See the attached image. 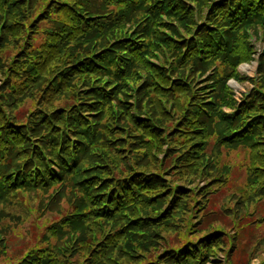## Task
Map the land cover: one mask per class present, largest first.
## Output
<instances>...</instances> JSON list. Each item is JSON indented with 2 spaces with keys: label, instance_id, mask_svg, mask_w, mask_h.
<instances>
[{
  "label": "rangeland",
  "instance_id": "obj_1",
  "mask_svg": "<svg viewBox=\"0 0 264 264\" xmlns=\"http://www.w3.org/2000/svg\"><path fill=\"white\" fill-rule=\"evenodd\" d=\"M181 1L193 11L192 22L185 23L165 15L162 19L186 38L191 33L195 37L204 30L200 34L207 35L217 46L216 53L204 49L207 61L198 59V52L195 53L194 59L197 58L199 66L190 72V90L173 101L164 96V90H168L164 85L173 86L175 80L171 69L182 65L180 53L167 45L161 47L162 52L154 50L153 55L141 52L136 60V74L127 72L102 79V82L107 80L103 89L109 85L114 87L107 91L113 94L110 105L113 112L107 120L109 107H104L102 122L106 124L103 128L94 125L100 113L90 111L91 102L97 98L92 92L101 81L92 74L87 75L88 67L85 66L94 63L99 67L98 57L114 46H123L121 43L142 44L145 38L156 40V36H146L140 30L144 24H152L148 12L140 8L143 0H19L11 6V0H5L1 5L0 15L8 9L14 16L10 22H18L13 25L17 27L23 9L29 4L26 12L32 25L24 34L37 44H49L50 53H46L44 67L52 68L57 55L61 54L56 44L65 37L59 22H66L76 31V35L65 40L66 48L79 42L81 45L78 49L75 47L78 55L73 57L74 62L79 61L62 64L65 70L61 80L56 81L59 75L53 80L39 75L37 79H42L34 81L38 90L32 96L15 101L0 97V188L3 192V197L0 195V264H27L34 254H38L39 260L31 264H94V259L99 261L109 255L120 261L119 264H168L166 261L173 248L184 245L195 246L194 256L174 264H264V124H258L260 117H264V107L253 109L256 103L250 101L251 98L254 101L264 98V19L259 20L264 16V7L261 10L264 0H248L243 10L247 20L237 24L234 19V25L228 21L229 15L240 10L241 5L228 11L222 7L213 13L212 4L227 0ZM217 15L221 18L212 22ZM140 21L143 22L138 25ZM12 27L4 25L0 28V43L5 38L7 47L3 50L8 49L7 56L0 60V96H9L7 84L11 80V71L6 66L25 68L32 57L27 52H32L33 48L23 41L21 30L14 31ZM158 28L160 33L175 41L177 35H173L170 28ZM86 34L93 39L97 36L105 39L99 47L83 50L81 48L87 45ZM103 46L108 49L101 51ZM22 56L24 61L21 62ZM156 67L160 68L161 74ZM159 75L168 77L167 82H160L163 90L156 85L155 91L149 88L153 101L161 108L142 101L141 113L137 107L141 90ZM48 81L47 88L43 89ZM53 85H56L54 89ZM45 100L52 109L59 108L57 112L66 115L70 122L82 119L86 127L93 124L90 126L96 132L91 143L93 153L85 160L83 157L79 160L80 152L72 150L79 157L74 161L78 166L71 176L80 180L90 172L99 171L96 180L83 181L92 192L94 188L102 189L101 181L109 178L104 185L106 190L113 186L110 191L117 190L116 197L119 193V209L112 208L114 218L107 219L101 213L94 215L91 212L79 215L92 205L87 191L77 179L68 181L61 172V164L67 163L65 149L53 147L51 141L53 152L60 156L53 159L47 148L40 145V141L48 138L47 125L42 131L44 136L28 130L31 122L38 120L37 108L41 109ZM137 113L151 122V128L159 129L157 136L149 133V128H142L139 118H133ZM256 113L260 115L254 117ZM201 115L206 117L201 118ZM190 116L196 119L191 128L198 129L200 135H193L189 141L203 140L202 155L195 151L181 166L168 170L170 158L178 152L172 148L175 143L171 138L181 128L179 120L184 121ZM51 117L53 131L48 133L49 139L55 132L62 131ZM224 127L225 130L220 132ZM67 128H71V124ZM13 131L22 132L23 138L18 134V139L14 140ZM128 132L129 135H125ZM230 132L233 140L222 142L221 137ZM66 133L73 141L75 135ZM145 138H150L149 149L132 143ZM10 148L13 156L8 151ZM36 155L44 158L48 172L52 173L53 179L45 184L42 183L45 175L44 178L39 176L44 172L42 161H38L40 167H32L36 164ZM80 166L89 169L78 174ZM17 168L21 170L17 172ZM176 170H180L178 177L172 176ZM133 172L159 175V183L147 190L133 188L132 183L124 194L122 189H128L119 186L125 181L122 179ZM16 177L23 179L10 183ZM182 193L188 195L185 200H180L184 196ZM142 194L154 195L157 199L143 202ZM131 203H135L133 209L124 208ZM135 215L150 216L153 220L152 225L139 231L141 236L131 233L111 235L122 227L133 230L126 224L136 221L132 220ZM214 235L217 237L210 243L208 238ZM47 260L51 263H46Z\"/></svg>",
  "mask_w": 264,
  "mask_h": 264
},
{
  "label": "trees",
  "instance_id": "obj_2",
  "mask_svg": "<svg viewBox=\"0 0 264 264\" xmlns=\"http://www.w3.org/2000/svg\"><path fill=\"white\" fill-rule=\"evenodd\" d=\"M4 1L5 0H0V7L4 3ZM201 1L203 2L206 0H201ZM247 1L248 0H227L226 2L225 1L218 2V4L214 6L212 4L213 13H217L216 11L222 7H226L225 11H228L229 9H232V7L234 6H239L240 8V5H241L242 8H240V10H238L236 13L232 15H229L231 18L228 21H230L234 25L235 24L234 19H235L237 21V24H243L247 20L245 17L244 11H243ZM18 2L19 0H11L10 6ZM259 3L260 2L257 1V4H256L257 7L260 6ZM263 7H264V4L261 5V10ZM140 8L148 12V17L152 18V24L148 22L147 24H144L143 26H141L140 30H142L143 33L146 34V36H149V35L156 36V40H147V38H145L142 44H132L130 42L126 44L121 43L120 45H123V46H119V47L114 46L112 50H108L106 53L98 57L99 67L95 66L94 63H90V64L87 63V65L85 66V67H88V71L86 72L87 75L92 74L96 79H99L101 81L100 84L97 85L95 90H93L92 92L93 93L92 95H95L97 98L96 100L91 102L92 105L90 106L92 107L90 111L95 110L98 112V114L100 113L94 120V125H100L101 128H103V126L106 124V122H102L105 116V114H103L105 113L104 112L105 106L109 107V111L106 115L107 120H109L112 116L113 111L111 110L110 105H112L111 97L113 96L111 95L113 94L108 93L107 91L114 89V87L111 85L106 86L107 88L103 89V86L105 85L107 80L102 82V79H109V78H112L114 76H119V75L122 76V74L124 73L126 74L127 72H129L131 75L136 74L137 73V69L135 66L136 60H137V57H139L141 52H144L147 55L148 54L153 55L154 50H158L162 52L163 50L161 47H165V45H167L168 47L173 48L174 50H177L180 53L179 59L180 61H182V65L180 67H172L171 69L173 71L172 73L173 80H175L172 83L173 86L164 85V88L168 89V90H164L165 92L164 96L167 98H172L173 101H175L177 97H179L180 95L190 90V86H189L190 85V80H189L190 72L194 69V67L199 66L197 58L194 59L195 53L198 52V56H197L198 59L203 58L204 61H207V58H206L207 55L205 54V52H203L204 49L208 53L210 52L216 53L217 46L210 40V38L207 35L204 34L205 37H203L200 34L204 32V30H200V33L197 34V36L195 35V37L191 33L189 38H186V36H181L180 34H178V31L175 29V27L171 23H167L162 19V16L165 15L169 18L175 17L178 20L182 19V21L185 23L186 21L192 22L193 21V11L185 7V5L182 3L181 0H154L153 2H150V0H143V5H140ZM28 9H29V4L26 7V9L25 8L23 9V12L20 15L21 17L20 26L21 27L13 26L15 25V23H18V22H10L12 21L14 16L13 14L9 12L8 9H5L0 15V28L6 25L7 27L13 26L14 31L21 30V36L23 37V41L27 43L29 47L33 48L32 52H27V53H30L32 57H29L27 66L25 68H21L17 66L15 67L13 65L6 66V68L11 71L10 72L11 80L7 84L8 90H9L8 91L9 96H0L1 98L5 99V101L7 100L15 101L16 98L20 100L21 98L25 96H32L38 90V88H36L37 82H40L39 80L42 79V78H39V80L37 79L39 75H42V77L49 76L51 80L55 79V77L59 75V77L57 76L56 81L61 80L63 77L64 70H65L62 64H65L68 61H73V57L75 55H78L77 50H75V47L76 49H78L81 45L80 44L81 42H79L80 45L77 43V44H73V46H69L68 48H66L65 40L69 36L72 37L76 35V31H74V29L71 26H69L66 22H59L60 29L63 33L62 36L65 37V38L61 37L60 42L59 43L57 42L56 44L57 50H60L61 54L57 55L58 58L57 60L54 61L52 68L44 67V61L47 57L46 53L47 52L50 53L49 44H45V42H41L37 44L33 38L32 39L29 38L30 39L29 40L26 37L28 36V34L27 35L24 34V32H26V29H28V26L32 25V22L29 21L27 17L26 11ZM217 18H221V16L217 15L215 18H212V22H214L213 19H217ZM262 19H264V16L259 18V20H262ZM216 21H217L216 23L218 24L221 23V20H216ZM142 22L143 21H140L138 25H140ZM158 26L170 28L173 31V35H177L174 38L175 41L166 37L167 34L160 33ZM226 29H228V27ZM31 31H34V30H31ZM101 37L102 36H97L96 37L97 40H96V39H93L90 34H86L84 36V40H85V43H87V45L81 49L88 50L96 46L99 47L102 44L103 40L105 39ZM191 37H194V38L188 41V39H190ZM215 41L217 42V40ZM6 43L7 42L5 38L0 43V48L2 51V52L0 51V60L5 58L8 54L7 48L3 50L5 47H7V45H5ZM204 45L206 48H204ZM60 46L62 50L60 49ZM107 49H108L107 46H103V48H101V51L107 50ZM21 59H22L20 60L21 62L24 61L23 56L21 57ZM78 61L79 60L75 62L73 61V63L76 64ZM21 62H19V65H21ZM0 69H1V64H0ZM156 69L158 70V73L161 74L160 68L156 67ZM159 76H154L155 80H157L156 83L154 79L149 80L150 84L146 83L145 86L141 90V96L137 99V107H139V111L141 113L143 112L142 101L152 102V107H157V109L161 108V105L158 102L153 101V97H151V91L152 90L155 91L154 85H156L157 87L160 85V82L168 81V77L166 75L160 76V80H159ZM34 81H37V82H34ZM49 83L50 82L48 81L47 84L43 86V89H46ZM54 87H56V85L55 86L53 85V89ZM149 87H151L152 90ZM159 90H163L162 87L159 86ZM175 92H178V94H176ZM250 101L252 103H256L252 107L253 109H256L257 107H261V106L264 107V98L259 97L257 101H254V98H251ZM57 110H59V108L52 109L51 104L48 102V100H45L43 104L41 105V109L37 108V111L39 112L36 113V118L38 120L31 122L32 124L29 125L28 130L34 131L35 134L41 133L39 135L44 136L45 133L42 131L46 130V125H47V130L49 131L47 132L48 138L46 140L40 141V145L43 147V149L47 148V151H48L47 153H51L53 159L56 160L60 158V156L57 153L53 152L51 141H53L52 143L53 147L55 148L59 147L60 149H63V150L65 149L64 153H65V158L67 159L66 160L67 163L61 164L62 165L61 172L64 176L68 177L67 178L68 181L77 179V182H79V184L83 186L85 190L87 191L89 195L88 198L92 205L90 209H88L86 212H83L82 214H79V215H83L85 213H86L85 215H87L89 212H91L94 215L101 213V215H103L107 219L114 218L115 213L112 208H115V210H118L120 201H119V193L117 197L115 194L117 193V190H115L114 192H111L112 191L111 189L113 186L110 189L111 191L110 190L107 191L106 190L107 187L104 186L108 183L109 178L103 179L101 181V185L103 186L102 189L96 190V188H94L93 189L94 192H92V190L88 187V185H86V183H83V181H86L87 179H89L90 181L96 180L95 175L99 174V171L90 172L89 174H87V176L81 178L80 180L77 178V176L76 177L71 176L74 168L78 166V164H74L75 163L74 161H76L79 157L77 154H73L72 150L76 149L77 151L80 152L81 156L79 160L81 159V157H83V160H85L86 157L87 158L90 157V155L93 153L91 152L93 150L91 143L95 140V133H96L90 128V126L93 124H89L86 127L84 125L85 121L82 119H78L75 122H73L74 120H71L70 122L69 118L66 115L58 113ZM32 113H35V112L33 111ZM222 115H225V112L223 110H222ZM258 115L260 114L256 113L254 114V117H257ZM50 117L56 123H58L57 125L62 127V131L55 132L53 136H51V139H49V135H48V133H51L53 131V129L50 127ZM141 117H145V116L140 115V114L133 116V118H136V119L139 118L137 120L139 121V123H141L142 128L144 129L149 128L150 129L149 133H151L153 136H157L159 129L157 130V129L151 128V125H150L151 122H149L147 119H142ZM200 117L205 118L206 115H201ZM42 121H44L43 124H40ZM182 121L183 120H179V123L181 124L180 130L177 131V133L173 135L171 138L172 141L175 143L174 146H172V148L178 150V152L177 154H175L174 156L170 158L168 170L175 166H179V165L181 166L183 161L186 159V157H188L190 154L194 153L195 151H198V153L202 155L201 151H203V148H204L203 140H199L195 142L189 141L193 135H196V134L200 135L199 134L200 132H198V129L195 130L191 128L193 121H196V119L190 116L184 119L183 122ZM226 121L227 120H224L225 123H227ZM79 122L83 126H81ZM69 124H71V128H67ZM258 124L259 125L264 124V117H260V121L258 122ZM187 125H190V126H187ZM185 126H187L188 128L187 127L185 128ZM228 127L230 126H227V128ZM224 130H225V127L219 131L222 132ZM65 131L66 132L69 131L71 135L72 133L75 135V138H73V141H71L68 138V135ZM129 132L125 133V135H129ZM12 134H13L14 140L18 139L17 138L18 134L20 135L21 138H23V134L20 131L19 132L13 131ZM231 135H232V132L227 133V135L225 134V136L221 137V141L224 143L231 142L233 140V137H231ZM137 137H140V136H137ZM225 137H228L229 140H223L225 139ZM160 139H162V137H160ZM132 143H139L141 147H143L144 149H149L151 141H150V138H147V139L145 138V139H142L141 142H139V140H136L135 142H132ZM8 151L11 156L14 155V153L11 152V148ZM36 157H38L39 159H37ZM36 157L34 159L36 161V164L32 167H40L38 166L39 165L38 161H42L41 167L43 168V171L45 173L42 172L39 174V176L43 177L45 175V178L43 177L44 179L42 180V183L45 184L46 183L45 181H51L53 179L52 173H50V171L48 172V167L44 163L45 161L44 158H43L44 160L43 161L39 155H36ZM28 160L29 158L26 160V162ZM99 163L100 162H98V164L96 165H99ZM87 169L89 168L82 169L80 166L78 169V174L83 173ZM20 170L21 169L19 168L16 169L17 172H19ZM179 173H180V170H176L172 172V176L178 177L180 175ZM17 179H18L17 177L15 179L13 178L10 183H13V181ZM22 179L23 177H20L18 181H21ZM159 179H160V176L156 174L146 175L143 173L133 172L132 175H129L125 177L124 179H122L125 181H122L123 184H121L119 187L120 189L123 187H125V189H128V190L122 189V192L124 194L130 190L132 183H133V188H136V189L143 188L144 190H147L157 185L159 183L158 182ZM0 195L1 197H3V192L1 188H0ZM182 195L184 196L180 198V200H185L186 197L188 196L187 194H183V193ZM141 199H143V202L144 201L151 202L157 199V196H154V195L145 196L144 195V198H141ZM174 202L172 203V206L174 205ZM134 205L135 203H131L128 207L125 206L124 208L133 209L132 207ZM179 208L181 209L182 207L180 206ZM132 220H136V221H133L132 223L127 222L126 225H130V229H133V230L127 231L126 227H122L116 233L113 232L111 235L120 236L122 234L131 233L135 235L136 237H138L142 235L140 234L139 231L147 228V225H152V222H153L150 216L143 217L142 215H138V216L135 215L134 218H132ZM148 235L151 236L152 233H148ZM216 237H217L216 235H214L213 237H209L208 239L210 240V243H212L213 241L212 238H216ZM127 245H129V243H127ZM194 248L195 246L193 245L192 246L184 245V246L175 247L171 251V255L167 258L168 260L166 262H168V264H174V262L177 260H181L182 262H184L186 259H189L190 257L194 256V253H195ZM151 251L152 250L149 251L148 255L151 254ZM89 256L87 257L88 261L90 259ZM38 260H39L38 254H34L27 261V264H31L33 261L38 262ZM49 262L51 263V260L46 261V263H49ZM109 262H113L114 264L120 263V261L115 260L112 257V255H109L99 261H95V259L92 261V263L94 264H99V263L109 264Z\"/></svg>",
  "mask_w": 264,
  "mask_h": 264
}]
</instances>
